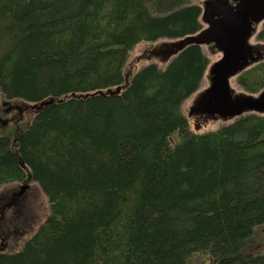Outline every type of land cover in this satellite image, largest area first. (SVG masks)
Listing matches in <instances>:
<instances>
[{
	"label": "trees",
	"instance_id": "trees-1",
	"mask_svg": "<svg viewBox=\"0 0 264 264\" xmlns=\"http://www.w3.org/2000/svg\"><path fill=\"white\" fill-rule=\"evenodd\" d=\"M200 12L187 0H0V92L53 99L22 133L0 124V184L35 183L49 204L0 264H264L251 249L264 225V116L189 130L181 104L209 62L198 45L164 67H126L139 42L199 31ZM236 82L260 91L264 60Z\"/></svg>",
	"mask_w": 264,
	"mask_h": 264
},
{
	"label": "water",
	"instance_id": "water-1",
	"mask_svg": "<svg viewBox=\"0 0 264 264\" xmlns=\"http://www.w3.org/2000/svg\"><path fill=\"white\" fill-rule=\"evenodd\" d=\"M228 1L203 0L201 20L208 27L152 51L165 60L189 45L213 42L217 51L222 52V57L208 69L209 86L197 95L190 107L191 112L204 118L225 120L245 112L264 113V89L257 95L234 93L229 84L230 77L263 57L259 49L264 52V45H252L248 39L255 30L252 23L256 25L264 19V0H234L237 1L234 7ZM50 102L52 99L44 103Z\"/></svg>",
	"mask_w": 264,
	"mask_h": 264
},
{
	"label": "rangeland",
	"instance_id": "rangeland-1",
	"mask_svg": "<svg viewBox=\"0 0 264 264\" xmlns=\"http://www.w3.org/2000/svg\"><path fill=\"white\" fill-rule=\"evenodd\" d=\"M187 1L201 4L203 0ZM159 42L160 41L149 43L144 41L137 43L129 52L126 67L131 66L133 73L148 63H156L159 67H164L161 63H157L158 60L156 58H144L137 62L135 61L137 56L141 55L145 49ZM250 43H256L254 37L250 39ZM202 50L209 59V64L220 57L219 52H215L206 46H203ZM207 84L208 80L206 75H204L198 90L203 89ZM230 84L236 91H242V88L235 82V79H231ZM192 98L193 95L189 96L181 104V110L185 116L192 103ZM35 114L36 108L33 106V103L18 98L6 99L0 92V124L4 122L1 128L4 133L13 134L14 131L22 133L30 124ZM262 115H264V113H262ZM196 117H199L200 120L196 119ZM235 119L236 118L225 119V121L220 119L202 121L201 116L193 113L187 120L190 131L194 133H204L210 130H216L223 125L231 123ZM194 124H198L199 126L194 128ZM19 183L13 182L0 185V193H7V197H9L12 191L19 190ZM24 196V200L17 203L20 209V215H18L16 207H13L8 215L5 214V217L0 219V229L3 231L5 230L6 233L5 238L0 241V250L21 249L24 242L30 237V234L35 232L36 228L44 221L49 212L48 199L37 184L31 183V186L24 190ZM251 249L253 251L259 250L264 252V225L254 230L251 237ZM207 261L208 258L206 256H199L193 258L191 264H204L207 263Z\"/></svg>",
	"mask_w": 264,
	"mask_h": 264
},
{
	"label": "flooded vegetation",
	"instance_id": "flooded-vegetation-1",
	"mask_svg": "<svg viewBox=\"0 0 264 264\" xmlns=\"http://www.w3.org/2000/svg\"><path fill=\"white\" fill-rule=\"evenodd\" d=\"M20 195H22V194H19L18 192L16 193V192H12L11 193V197H12V199L14 200V201H18L19 199H18V197L20 196ZM0 219H3V215L0 217ZM0 226H1V224H0ZM1 230V229H0ZM2 239H3V236H2V234L0 233V241H2Z\"/></svg>",
	"mask_w": 264,
	"mask_h": 264
}]
</instances>
